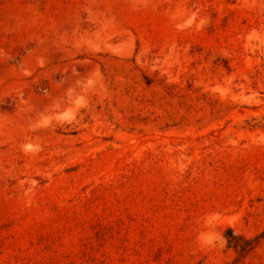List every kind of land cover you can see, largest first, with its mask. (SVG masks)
Masks as SVG:
<instances>
[{
    "label": "rangeland",
    "instance_id": "1",
    "mask_svg": "<svg viewBox=\"0 0 264 264\" xmlns=\"http://www.w3.org/2000/svg\"><path fill=\"white\" fill-rule=\"evenodd\" d=\"M0 264H264V0H0Z\"/></svg>",
    "mask_w": 264,
    "mask_h": 264
}]
</instances>
